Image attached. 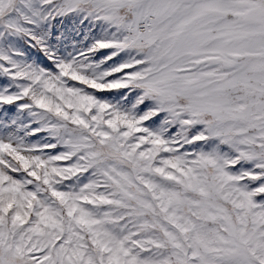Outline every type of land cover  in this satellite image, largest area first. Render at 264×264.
<instances>
[{
  "label": "snow or ice",
  "instance_id": "snow-or-ice-1",
  "mask_svg": "<svg viewBox=\"0 0 264 264\" xmlns=\"http://www.w3.org/2000/svg\"><path fill=\"white\" fill-rule=\"evenodd\" d=\"M0 264H264V0H0Z\"/></svg>",
  "mask_w": 264,
  "mask_h": 264
}]
</instances>
